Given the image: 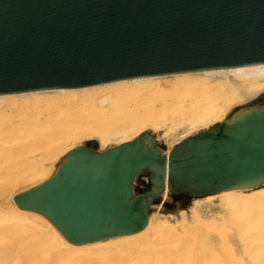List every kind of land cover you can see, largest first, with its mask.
<instances>
[{"label":"water","instance_id":"obj_1","mask_svg":"<svg viewBox=\"0 0 264 264\" xmlns=\"http://www.w3.org/2000/svg\"><path fill=\"white\" fill-rule=\"evenodd\" d=\"M259 63L264 0H0V95ZM164 150L148 132L104 150L80 142L9 199L79 246L140 232L150 212L264 188V94Z\"/></svg>","mask_w":264,"mask_h":264},{"label":"bare ground","instance_id":"obj_2","mask_svg":"<svg viewBox=\"0 0 264 264\" xmlns=\"http://www.w3.org/2000/svg\"><path fill=\"white\" fill-rule=\"evenodd\" d=\"M261 94L264 63L1 94L0 264H111L139 249L142 240L162 244L168 258L180 256V244H186L194 264H264V188L195 198L175 216L150 212L140 232L79 246L9 199L50 176L59 156L80 142L96 141L104 150L143 132L162 133L167 155L182 139L224 121Z\"/></svg>","mask_w":264,"mask_h":264},{"label":"rangeland","instance_id":"obj_3","mask_svg":"<svg viewBox=\"0 0 264 264\" xmlns=\"http://www.w3.org/2000/svg\"><path fill=\"white\" fill-rule=\"evenodd\" d=\"M161 136H162V133L160 134V136L155 137V139L157 141H159L161 144L164 145L165 151H166L167 150L166 149V145H165V142L163 141V139H162ZM190 204L191 203H188L187 205L184 204L183 206H181L180 208H178L177 210H175L173 212L157 213V215L160 216V214H161V216H164L165 215V217H169L170 215H168V214H171L172 216H175L179 210H184L186 208L188 209L189 206H190ZM144 241H145V243H149V244L148 245L147 244H144L143 243ZM152 243L155 244L154 242H150L148 240H142V242L140 241L139 244H141V245H140V248L139 249L131 250V251L126 252L125 254H123V256L117 257V259L113 260V262L111 264H163V263L164 264H168V263L172 264V262L174 264L175 263H178L179 264V262H181V261L182 262L180 264H194L193 263L194 260H192V259H194V257H193L192 254H189V252L192 253V251L191 250H188V249H190V247L187 246L188 247V249H187L188 251L187 252L185 250L186 249L185 248L186 244H180V247H181L180 250L181 251L180 250L179 251L181 252L180 253V256L181 257L179 255H177V253L176 254H173L171 250H174V249H171L170 251L172 253V256L170 255V257L168 258L167 256H169V252L168 253L167 252L166 253L164 252L165 249H162L163 248L162 244H160V245L159 244L158 245H156V244L155 245H152ZM142 244H143V247H141ZM161 246H162V248H161ZM164 246H165L164 248H168L170 245H167L166 244ZM160 249L163 250L164 253H162L160 251ZM175 249H177V248H175ZM168 250H169V248H168ZM168 250L166 249V251H168ZM159 252H161V253L159 254ZM162 254H164V256ZM165 254H167V255L165 256ZM178 254H179V252H178ZM173 256H176V260L177 261H174L175 258H172ZM159 257H161V258L158 259ZM190 257H191V259H190ZM162 259H164V260H162ZM167 260L169 261L168 263H167Z\"/></svg>","mask_w":264,"mask_h":264}]
</instances>
